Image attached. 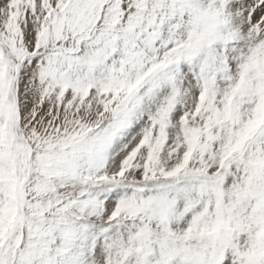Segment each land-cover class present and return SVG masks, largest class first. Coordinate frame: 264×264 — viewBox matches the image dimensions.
<instances>
[{
	"label": "snow or ice",
	"instance_id": "obj_1",
	"mask_svg": "<svg viewBox=\"0 0 264 264\" xmlns=\"http://www.w3.org/2000/svg\"><path fill=\"white\" fill-rule=\"evenodd\" d=\"M0 264H264V0H0Z\"/></svg>",
	"mask_w": 264,
	"mask_h": 264
}]
</instances>
